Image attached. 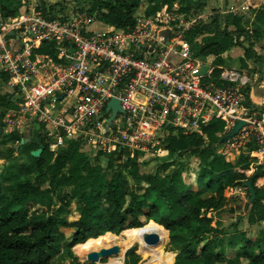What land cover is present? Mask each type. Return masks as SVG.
Returning a JSON list of instances; mask_svg holds the SVG:
<instances>
[{
    "label": "built area",
    "instance_id": "2783aa9c",
    "mask_svg": "<svg viewBox=\"0 0 264 264\" xmlns=\"http://www.w3.org/2000/svg\"><path fill=\"white\" fill-rule=\"evenodd\" d=\"M69 1L0 18V71L17 108L0 123L4 133L31 139L37 123V141L55 156L75 142L127 159L171 137H204L215 121L224 122V138L242 121L226 144L252 149L253 173L264 168V99L254 101L251 72L218 66L215 75L199 55L202 42L188 35L201 17L144 10L134 27L117 28L99 21L91 6ZM113 99L122 111L109 122Z\"/></svg>",
    "mask_w": 264,
    "mask_h": 264
},
{
    "label": "trees",
    "instance_id": "16d2710c",
    "mask_svg": "<svg viewBox=\"0 0 264 264\" xmlns=\"http://www.w3.org/2000/svg\"><path fill=\"white\" fill-rule=\"evenodd\" d=\"M95 1L99 5L92 11H98V20L117 28L134 27L135 14L143 2ZM147 1L146 13L152 15L161 10L173 11L177 0ZM179 1L186 3L188 0ZM22 7L23 0H0V16L3 20L19 18ZM193 8L189 4L177 12L189 14ZM253 12L255 17L250 26L249 22H243L244 16L228 15L225 27L216 17L209 24L193 27L188 39L193 43L198 36L206 34L199 46V55L215 56L217 64L223 63L224 53L247 43L242 63L245 64V60L259 63L255 47L264 44V6ZM229 25H234L235 30L228 29ZM220 73L217 70L215 75ZM2 75L8 82L9 76ZM8 97V94L0 95L1 107H13V100ZM224 130V122L215 121L204 129V137L168 138L166 149L171 160L149 173L141 172L136 158L130 157L124 166L116 169L115 161L121 157L118 152L111 153L108 165L103 166L99 162L103 152L91 160L81 152L78 143L68 144L55 156L44 140L42 144L36 139L30 140L17 150L30 163L18 169L8 167L0 175V264H53L63 253L64 243L67 244L63 260L70 261L68 264H89L79 261L72 249L90 239L128 229L145 234L147 244L137 246L142 257L139 264L151 255V236L157 237L156 245L165 252L170 237L178 252L174 264H264V236L245 240V236L238 233L227 241L219 229V220L210 217L224 204L233 188L243 187L251 178H254L257 196L254 206L259 205L260 200L264 201V188L257 186V177L250 169L248 159L240 160L235 166L216 155L214 147L221 142L220 135ZM9 136L18 142L23 139L17 133ZM39 146H42L41 155L33 156L32 152ZM186 156H195L201 161L197 190L184 176V164L178 162V158ZM65 170L68 172L64 173ZM60 189L66 190L59 208L50 212L42 210L48 207L53 196L60 195ZM73 202L78 204L80 218L70 221ZM64 227L74 230L70 240H66L62 232ZM242 240L239 245L243 246L237 250L236 246ZM131 258V264H138V258Z\"/></svg>",
    "mask_w": 264,
    "mask_h": 264
},
{
    "label": "rangeland",
    "instance_id": "374dc122",
    "mask_svg": "<svg viewBox=\"0 0 264 264\" xmlns=\"http://www.w3.org/2000/svg\"><path fill=\"white\" fill-rule=\"evenodd\" d=\"M55 1L56 0H47L46 2H41V3H39V2H32L31 3L30 0H23V7L21 10V13H22V15L26 16L30 13V10H32V7L42 6V5H50L52 3H56ZM57 1L61 2V0H57ZM71 1L77 2L81 6H88L89 5V6H91V8H94V7L96 8L99 5L98 2H96L95 0H94L95 2L93 0H71ZM210 1H211V4L206 3L204 0H200V1L199 0H188L186 3H182L181 1L177 0L176 4L174 6V10L177 11V10L181 9L182 7H185V6L190 4L191 6H194V8L191 10V12L189 14H186L188 19L199 20L198 18L203 16V17H201V21L199 20V22H201V25L205 24V23L209 24V23H211V21L215 17H218V15L216 14L217 13L216 8H217L218 4H221V0L220 1L219 0H210ZM68 3H70V1H68ZM148 5H149V1L143 0L142 5L137 10L136 14H140V12L147 10ZM94 10H96V9H94ZM253 11L254 10H250L246 14L242 15L245 18L243 22L246 24L249 22V26H250V23H252L254 21L255 15H254ZM223 16H224L223 18L219 19L220 22H222V25H223V22L225 21L224 19H226L228 15H223ZM196 26H198V25H196ZM196 26H194V27H196ZM193 43H194V41H193ZM263 53H264V50H263ZM234 63H238L236 65V68H239L240 65H239L238 60H235ZM227 65L229 66L230 64L227 63ZM6 94H8V96H9L8 98H11V100H13V103H14V100H16V97H14L13 94L11 93V91L9 90V86L7 85V80L5 79V77H3L2 72L0 71V95L5 96ZM7 109L8 108H4V107L0 106V122L3 121L8 110H10V109L16 110L17 108H16V105L13 104L12 108H9L8 110ZM0 129H1V126H0ZM0 132H1V130H0ZM40 133H43V129L40 127L39 124L34 123L33 124V134L31 135L32 136L31 140H34V139L37 140ZM10 134L11 133L6 134V133H4V131L1 133L3 139L1 138V140H0V175L4 174L5 169H7L8 167L13 166L16 169H18L20 166L30 163L28 158L25 155H21L20 153H18V151L16 149V146L20 147L21 141L26 138L24 136V134L17 133L18 137L19 136L23 137V139L20 142L13 140L9 136ZM18 137L16 139H18ZM6 138H7V141H4V139L6 140ZM39 142H37V143L39 144ZM246 149H249V148H246ZM39 150H41V146H39V148H37V150H35L33 152L38 155ZM242 150H244V149H240V151H242ZM81 152H83L91 160L96 159V157L100 153V152H97L96 150H92L90 147H87V146L81 147ZM110 155L111 154L107 151L105 153L103 152V155L101 156V158H99L100 164L103 166L108 165ZM194 159H197V158L195 156H186L183 158H178V162L184 164L185 169L188 172L189 171L190 172H196V174H199L200 170L197 168L198 162L196 161V163H194V161H195ZM126 161L127 160L124 158H121V161L118 160L116 163V169L118 166H124ZM160 162L161 161L153 162L152 164L150 162L149 163L150 165L142 167V172L143 173L154 172L156 170V168H158V166L162 164ZM67 172H68V170L64 171V173H67ZM185 177L187 179V176H185ZM188 178H190V180L187 179L188 183L194 187L195 186L194 183L196 182V178L194 176H191ZM240 188L241 187H236L233 190H231L229 195L227 196V198L224 200V204L220 207V209H218L214 214H212V216L216 220H219L222 223L220 230H222V235H223L224 239H226L227 241L231 237H233L236 232L248 236L249 237L248 240H256L259 237L264 236V201L260 200L259 205L254 206V204H252L249 207V209L246 210V204L249 203L250 197H249L247 190L245 188H242V190H239ZM65 190L66 189H60V195L58 197L53 196L49 202L48 207L42 208V210L47 209L49 212L53 209L57 210L59 208V206L61 205V200L65 197ZM242 193H245L246 195L244 196V195H242ZM105 207L107 208V205H105ZM37 208H39V207H37ZM250 208H252V209H250ZM77 210H78V204L73 202L72 205L70 206V216L68 217V219L70 221H74V220H77L78 218H80L79 214H76ZM62 232L65 235L66 240H70L73 233H74V230L71 228H65L64 227V228H62ZM110 234L113 236L115 235L114 237L118 236L117 238L123 237V231L120 233H117V234H113V233H110ZM144 236H145V234H144ZM168 237H169V232H168ZM145 240H146V238L144 240H140L141 241L140 243L135 244L133 247L127 249L124 252V256H123L124 264H131L132 263L133 259L131 258V256H134V259L138 258V261H139L138 264L141 262L142 257L137 252V246L141 245L142 243L147 244V242H144ZM183 241L184 242L186 241V237L183 238ZM105 242L109 243V247H105V248L109 249V248H113V247L118 246L120 248V253H121V247L118 245V242L115 241V238L109 237V239L106 240ZM66 244L67 243H64L63 253H61L59 256H57L54 259L53 264H68L70 262V261L65 260V259L63 260V256L66 253V251H65L66 250ZM180 244L183 246L185 245L183 243H180ZM203 244H204V242H202L200 244V247L203 246ZM153 246L156 248V250L158 251L159 254L162 255L163 253H165V251L163 250L162 247L157 246L155 244V242L151 241L149 243V250H150L151 255L153 254ZM98 250H100V249H98ZM167 250H168L169 255L172 259L171 264H174L175 259L178 256V252L174 250V245L171 243L170 237H169V241L167 244ZM222 250L224 251V249H222ZM72 251H73V253L76 254V251L74 249H72ZM118 253H119V249H118V252L116 255H111L109 257H105V256L103 257L100 255L98 264H109L108 260L112 257H118L120 255V253L119 254ZM127 254H129V256H130L129 259L127 258ZM79 261H81L82 263L91 264L90 261L88 260V258L82 259L79 257Z\"/></svg>",
    "mask_w": 264,
    "mask_h": 264
},
{
    "label": "crops",
    "instance_id": "0c3cea01",
    "mask_svg": "<svg viewBox=\"0 0 264 264\" xmlns=\"http://www.w3.org/2000/svg\"><path fill=\"white\" fill-rule=\"evenodd\" d=\"M46 1L45 0L44 1L43 0H30L31 3L32 2L41 3V2H46ZM204 1L206 3H208V4L209 3L211 4L210 0H204ZM55 2H59V1L56 0ZM263 6H264V0H221V4H218V6L216 8L217 9V13L216 14L218 15L219 19L223 18L224 17L223 15L242 16V15L246 14L250 10H258V9H260ZM34 7H32V8H34ZM201 17H203V16H201ZM0 18H1V16H0ZM226 19H224V20H226ZM226 24H227V22L224 21L222 26L225 27ZM95 27L99 28V25H96ZM228 29L235 30V27H234V25H229ZM205 36H207V35L205 34V35L198 36L199 41L202 42L203 38ZM247 47H248V44L244 43L242 47H236V48H233L230 51L224 53L222 55V59H223V63L222 64H217L216 63V57L215 56H208L207 57V61H208L209 66H211V67H213L215 69H216V67L221 66V67H224V68H227V69L233 68V69H236V70L237 69L238 70H244V71H247L248 73L251 72L252 75H250V76L252 78L253 85H252V89H250V90H252V92L254 93V97H255L254 101H256V100L264 99V53H263L264 44H257L256 47H255V50H256L258 56L260 57V62L259 63H255L253 60H245V62H244L245 64L242 63V59L245 58V48H247ZM235 60H238L239 65H240L239 68H236V65L238 63H234ZM227 63H229L230 65L228 66ZM213 68H211V69H213ZM217 70H219V69H216L215 73L217 72ZM224 134H225V130L220 135V137L222 139H223V135ZM1 138H2V135H1ZM167 141H168V139H167ZM167 144H168V142H165L162 146H160L158 148V150L152 151V153H142V154H137L136 155L135 158H136V160L139 163L141 172H142V167L146 166V164H147V166L150 165L149 164L150 162H151V164L153 162H159V161H161L160 163H164V162H167V161L171 160L169 151L166 149L167 148L166 147ZM206 144L208 145V140H206ZM225 150H228V154H224L223 151H225ZM214 151H215L216 155L223 157L226 160V162H228L229 164H232V165L236 166V165H238V163L242 159H248V162L250 164H252V160L253 159L250 157V153L252 152L251 148H249V149L244 148V150H242V151H240V150H230L228 145L226 143H223L222 140H221V142L216 144V146L214 147ZM115 157H117V156H115ZM121 158L122 157H120V161H121ZM197 159H194L195 160L194 163H196V161L198 162L197 168L201 172V169H202L201 161H200L199 158H197ZM200 172H199V174H200ZM258 172L255 173V176L257 177L256 184H257L258 187H263L264 188V168H261ZM199 174H196V172H190V171L188 172L185 169L184 176H187V179H189V180H190V178H188V177L194 176L196 178V182H197V178H198ZM196 182L194 183L195 184L194 187H196L194 189L197 190ZM242 188H245V186H243V187L241 186V188L239 190H242ZM247 193H248V191H247ZM242 195L245 196L246 194L242 193ZM248 195H249V193H248ZM250 206H251V204H250ZM250 209H252V208H250ZM76 214H78V213L76 212ZM212 214H214V213H212ZM210 217H213V216L210 215ZM221 225H222V223H221ZM221 225L219 226V229H220ZM235 234H238V232H236ZM244 236H245V240L249 239L248 236H246V235H244ZM243 241L244 240H242V241H240L238 243V245L236 246L237 250L241 246H243V245H239V244H242ZM262 250H264V248Z\"/></svg>",
    "mask_w": 264,
    "mask_h": 264
},
{
    "label": "bare ground",
    "instance_id": "6f19581e",
    "mask_svg": "<svg viewBox=\"0 0 264 264\" xmlns=\"http://www.w3.org/2000/svg\"><path fill=\"white\" fill-rule=\"evenodd\" d=\"M114 236L111 235L110 233H107L98 238L90 239L85 244L77 245L74 248V250L76 251V254L80 258L86 259L88 258L89 254L93 252H97L100 254L102 250L107 249L105 247H109V243H106L105 241L108 240L109 237H113L115 238V241L118 242V245L121 247V253H120V248L117 246L119 249L120 255L118 257L110 258L108 262L109 264H124V261H123L124 252L127 249L133 247L135 244L140 243L141 242L140 240L145 239L143 232H140L134 229H128V230L123 231L122 238H117L118 236L117 237H114ZM171 262H172V259L168 251L161 255L158 253L156 248L153 246V254L143 264H171Z\"/></svg>",
    "mask_w": 264,
    "mask_h": 264
},
{
    "label": "water",
    "instance_id": "95a60500",
    "mask_svg": "<svg viewBox=\"0 0 264 264\" xmlns=\"http://www.w3.org/2000/svg\"><path fill=\"white\" fill-rule=\"evenodd\" d=\"M206 72H207V68H204L203 71H202V74H206ZM110 108L113 109V115L109 119V122H111L116 117L117 112H121L122 111L120 102L118 100H116V99L111 100L108 109H110ZM242 126H244V122H242V121L237 122L236 125L234 126V128L222 139V142L226 143L228 141V139L234 137L238 133V131L240 130V128ZM2 127H3V125L1 124L0 140H1V133L3 132V128ZM30 135H31V132H30ZM28 142H29V138L22 140L21 143H20V147L25 145V144H27ZM20 147H16V149L19 150ZM41 153H42V149L39 150L38 155L36 153H34V152H32V155L38 157V156L41 155ZM115 159H117V157H115ZM116 163L117 162L115 161V164ZM253 181H254V178H251L248 181L244 182V186L247 189V191L249 193V196H250L249 203L246 204V210H248L250 204L252 205L255 202L256 198H257L256 192H255V189H254V186H253ZM150 240L155 242V244H156L157 237L156 236H151ZM117 252H118V248L117 247H113V248L102 250L100 254L97 253V252H93V253L89 254L88 260L90 261L91 264H98L100 255L103 256V257L104 256L105 257H109L111 255H116Z\"/></svg>",
    "mask_w": 264,
    "mask_h": 264
},
{
    "label": "clouds",
    "instance_id": "9594fccd",
    "mask_svg": "<svg viewBox=\"0 0 264 264\" xmlns=\"http://www.w3.org/2000/svg\"><path fill=\"white\" fill-rule=\"evenodd\" d=\"M62 2V1H61ZM42 6H45V5H42ZM14 19V18H13ZM25 139H27V138H25ZM24 140V139H23ZM31 139L29 138V141H30ZM17 147V146H16Z\"/></svg>",
    "mask_w": 264,
    "mask_h": 264
}]
</instances>
